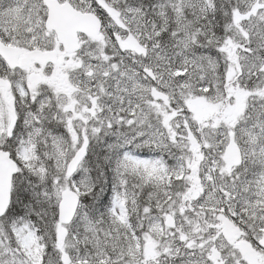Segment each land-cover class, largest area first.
Listing matches in <instances>:
<instances>
[{"label":"snow or ice","instance_id":"snow-or-ice-1","mask_svg":"<svg viewBox=\"0 0 264 264\" xmlns=\"http://www.w3.org/2000/svg\"><path fill=\"white\" fill-rule=\"evenodd\" d=\"M0 264H264V0H0Z\"/></svg>","mask_w":264,"mask_h":264}]
</instances>
